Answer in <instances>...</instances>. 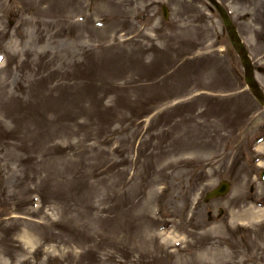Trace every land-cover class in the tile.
<instances>
[{"label":"rangeland","instance_id":"rangeland-1","mask_svg":"<svg viewBox=\"0 0 264 264\" xmlns=\"http://www.w3.org/2000/svg\"><path fill=\"white\" fill-rule=\"evenodd\" d=\"M219 1L264 67V0ZM0 54V264H264V107L206 0H0Z\"/></svg>","mask_w":264,"mask_h":264},{"label":"water","instance_id":"water-1","mask_svg":"<svg viewBox=\"0 0 264 264\" xmlns=\"http://www.w3.org/2000/svg\"><path fill=\"white\" fill-rule=\"evenodd\" d=\"M227 186L226 185H223L217 192H216V195H221L222 193L225 192Z\"/></svg>","mask_w":264,"mask_h":264}]
</instances>
